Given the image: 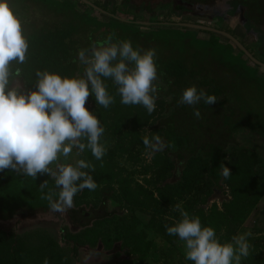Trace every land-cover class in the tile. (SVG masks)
<instances>
[{"label":"rangeland","instance_id":"1","mask_svg":"<svg viewBox=\"0 0 264 264\" xmlns=\"http://www.w3.org/2000/svg\"><path fill=\"white\" fill-rule=\"evenodd\" d=\"M68 1L80 12L87 11L99 18L96 12L85 9L75 0ZM99 1L109 9H113L116 2ZM192 1L198 4L176 11L173 0H123L117 18L130 22L133 20L128 17L143 18L142 26L148 29H159L162 23L172 20L215 26L218 31L240 34L254 59L261 62V65L256 64L242 52L251 65V68L244 67L238 59L231 58L229 51L224 58L228 64H221L189 45L182 53L187 63L204 69L216 83L226 85L228 107L222 110L224 113L228 114L230 102L235 101L236 96L242 98L241 121L224 154L231 174L223 179V191L207 178L208 161L201 153L182 165L175 155L184 152V141L177 138L169 143L163 141L161 131L169 127L175 108L157 89L156 81H153L157 89L156 107L149 114L141 105L121 104L116 85L111 79H104L114 102L104 108L96 104L94 95L90 94L85 107L97 115L105 129L101 137L105 155L96 160L90 151L77 156L74 149L68 157L70 163L83 158L93 165L97 188L81 190L82 195L73 198V206L64 212L54 213L51 209L0 212L1 248L14 247L16 237L20 264H43L45 258L48 264H192L185 259L183 241L166 232V225L179 219L176 205L198 216L202 225L211 226L222 242H230L234 235L247 234L249 256L242 258V264H264V135L252 126L258 123L257 128L264 129V0ZM8 2L24 35L61 24H73L82 31L79 18L55 12L39 0ZM149 19H159L161 24L149 25ZM167 26L170 27L166 25L164 30ZM169 31L178 37L183 33L196 35L200 41L215 35L229 43L219 32L212 34L214 32L180 27ZM169 41L164 45L160 39L150 41L145 37L139 42L140 49L152 48L162 56L175 54L174 41ZM200 41L196 43L201 44ZM233 50L237 54L241 52L236 47ZM230 60L237 61L231 63ZM78 68L80 76L85 66L79 61ZM12 83L24 90L20 78H13ZM238 114L239 110L235 109V120ZM206 117L207 114L202 115ZM177 119L182 123L180 116ZM104 190L111 194L104 209L108 217L91 218L82 224L71 221V210L78 207L95 217L104 213L100 211Z\"/></svg>","mask_w":264,"mask_h":264},{"label":"clouds","instance_id":"2","mask_svg":"<svg viewBox=\"0 0 264 264\" xmlns=\"http://www.w3.org/2000/svg\"><path fill=\"white\" fill-rule=\"evenodd\" d=\"M27 51L19 19L8 0H0V172L10 169L33 179L47 174L54 187L49 188L48 179L41 182L38 187L42 198L54 213L64 212L73 206L78 192L97 188L93 165L83 158L70 163V154L74 149L77 156L88 150L101 160L106 152L101 143L105 129L97 115L85 107L89 95H94L96 104L108 108L114 97L104 79H111L121 104L141 105L152 113L156 107V53L152 48L141 51L131 41L113 40L109 35L105 43L78 51V59L85 66L82 76L36 69L34 87L25 91L13 85L12 79L19 76L20 69L11 65L23 64ZM216 101L215 95L195 85L185 87L178 99L179 104L193 107L197 119L201 112L195 105ZM220 167L227 179L230 169L224 163ZM175 210L179 219L166 225V232L183 241L185 259L192 264H242V258L249 256L247 234L222 242L198 216L190 215L180 205ZM43 264H48L46 258Z\"/></svg>","mask_w":264,"mask_h":264},{"label":"trees","instance_id":"3","mask_svg":"<svg viewBox=\"0 0 264 264\" xmlns=\"http://www.w3.org/2000/svg\"><path fill=\"white\" fill-rule=\"evenodd\" d=\"M39 1L55 12L70 13L73 17L79 18L83 28L79 32L80 28H77L73 24H61L52 29L33 31L25 35L28 43L26 60L23 64L12 62L11 65L12 69H20L19 76H14L13 78L18 77L21 79L24 90L26 91L34 87V71L36 69H48L56 71L61 75L78 76V51L105 43V38L109 35L113 37V40H129L133 47L138 49H140L139 42L145 37L150 38V41L160 39L164 45L169 44V40L171 39L174 41L173 48L177 50L175 54L170 53L168 56H162L156 53L154 57L157 66V79L155 80L158 83L157 89L172 101L173 108H175V112L170 117L171 123L169 127L161 131V137L165 143H169L172 138L184 141V152L175 155L177 159H180L182 165L189 158L196 157L198 153H201L208 161L207 178L213 186L223 191L222 182L224 177L221 175L220 163L226 165L224 160L225 151L232 141V133L241 121V112L244 111L241 102L242 98L239 99L236 96L235 101L232 100L230 102L231 108H228V114L224 113L222 110L226 111V107H228L226 85L216 83L204 69L196 67L193 63H187L182 53L186 45L190 47L194 46L201 49V52L209 54L218 63L228 64L224 58L231 51V58L238 59L244 67H250L251 65L243 58L242 52L239 54L234 52L233 48H237V46L228 38L230 44L224 43L218 37H215V35H212L208 40L200 41L201 39H198L196 35L193 36L189 33H183L182 36L178 37L177 35L169 34L171 31L168 32V29L172 30L177 27L182 29L193 28L184 24L195 23H181L177 22V20H172V22L161 24L159 19H149L147 21L149 25L157 23L162 26L159 29H148L142 26L143 18L133 19L128 17V20H133V22L120 20L117 18L119 17L117 16V11L123 0H116L113 9L104 6L99 0H75L85 7V9L96 12L99 18L87 11L85 13L80 12L73 2L68 0ZM195 4L198 3L192 0H173V7L176 11H183L194 7ZM233 9L237 10L236 7ZM166 25H170V27L167 26L168 28L164 30ZM210 27L217 29L215 26ZM252 27L250 24L249 29ZM198 30L214 32L202 29ZM163 32L165 34L162 35ZM225 32L234 36L254 57L252 51L242 42L240 34H233L229 31ZM198 41L201 44L196 43ZM140 50L143 51L142 49ZM235 61L237 60L233 62ZM230 62L233 63L231 60ZM249 78L251 77L249 76ZM189 85H195L197 89H203L206 93L217 97V101L214 104L206 105L200 103L195 105L201 112L200 119L193 116L192 106L178 103L181 91ZM235 109L239 110L238 119L236 117L237 120L234 119ZM204 114H207L208 117L202 118ZM178 116H180L182 123L177 119ZM257 125L258 123H256V126H252L264 135V129H258ZM45 179L49 180V188H53V181L47 174H40L33 179L22 174H17L10 169L0 172V212L2 214H10L18 209H25L29 212L49 210V203L46 199L42 198V193L38 187ZM81 195L80 191L73 198ZM110 196V192L106 190L102 192L100 211L104 212L106 201ZM71 213V221L78 222L79 224L91 218L102 219L108 217L106 211L95 217L92 214L84 212L81 207L71 210ZM13 240L15 242L14 247L1 248L2 244L0 242V264H20V258L18 259V252L16 250L19 243L16 237Z\"/></svg>","mask_w":264,"mask_h":264},{"label":"water","instance_id":"4","mask_svg":"<svg viewBox=\"0 0 264 264\" xmlns=\"http://www.w3.org/2000/svg\"><path fill=\"white\" fill-rule=\"evenodd\" d=\"M184 25H188L190 27L198 28V29H202V30H209V31L219 32L220 34H222L223 36H225L226 38L231 40L237 46V48L239 50H241V52L246 54L252 61H254L256 64H261L258 60L254 59V57L245 49V47L234 36H232L231 34H229L227 32H223V31H218L216 29H213V28L208 27V26H203V25H197V24H184Z\"/></svg>","mask_w":264,"mask_h":264},{"label":"flooded vegetation","instance_id":"5","mask_svg":"<svg viewBox=\"0 0 264 264\" xmlns=\"http://www.w3.org/2000/svg\"><path fill=\"white\" fill-rule=\"evenodd\" d=\"M217 30V29H216ZM220 31V30H219ZM243 42V41H242ZM244 43V42H243ZM245 44V43H244ZM261 63V62H260ZM261 65V64H260Z\"/></svg>","mask_w":264,"mask_h":264}]
</instances>
